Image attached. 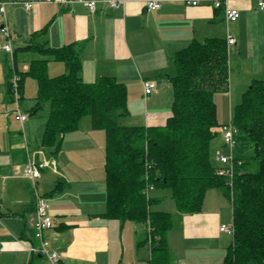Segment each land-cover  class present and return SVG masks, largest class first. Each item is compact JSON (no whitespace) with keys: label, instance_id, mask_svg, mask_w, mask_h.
I'll return each mask as SVG.
<instances>
[{"label":"crops","instance_id":"1","mask_svg":"<svg viewBox=\"0 0 264 264\" xmlns=\"http://www.w3.org/2000/svg\"><path fill=\"white\" fill-rule=\"evenodd\" d=\"M98 1L94 13H89L81 3L45 2L35 4L28 11L20 3H8L4 19L0 17V26L5 22L8 27L13 50L43 41L51 48L81 44L83 82L91 83L106 76L125 85L129 113L123 123L127 126H156L165 122L172 102L170 78L175 74L172 58L192 40L210 37L235 40L228 53L229 70L231 64L234 69L228 77L227 92L234 75L242 76L243 86H248L253 79L264 80V11L258 9L257 0H229L228 6L238 10L239 18L228 24L224 21L223 8L214 9L209 4L192 7L160 0L161 7L152 11L144 7L146 0H124L125 5L118 8L108 7L107 0ZM43 28H46L45 36L33 41L32 35ZM3 42L0 35V43ZM0 52L3 58H9L10 55ZM17 58L27 62L28 55L19 52ZM27 67L21 70L26 71ZM8 72L13 70H7L5 77L0 73V81L4 78L0 84L4 100ZM63 72L62 63L48 62L50 77ZM143 81L156 83L154 92L145 97ZM24 114L28 115V111ZM28 120L29 115L18 133L25 132L30 138L33 128ZM40 131L34 132V142L27 146L32 153L42 150L51 162L49 169L41 170L38 190L48 199L53 223L45 237L59 254L61 264H112L117 260L118 248H121V263L125 247L127 263L148 261L149 251L137 245L142 227L133 224L131 234L129 229L124 231V222L100 216L105 212L106 191L103 132L91 130L90 121L83 119L81 128L64 135L60 149L53 153L41 147L43 131ZM24 148L22 144L11 143L7 148L0 145V264L31 261L27 244L32 235L34 204L29 185L20 176L26 160ZM58 184L59 191L52 194ZM215 190L221 199L210 197L208 201L205 196L197 214H177L175 205L167 210L172 216V229L167 234L171 264H222L232 237L218 231L221 224L227 223L228 217L223 211L228 205L222 192ZM213 200L215 205H211ZM32 264L45 262L37 256Z\"/></svg>","mask_w":264,"mask_h":264},{"label":"trees","instance_id":"2","mask_svg":"<svg viewBox=\"0 0 264 264\" xmlns=\"http://www.w3.org/2000/svg\"><path fill=\"white\" fill-rule=\"evenodd\" d=\"M45 33L46 28L41 29L32 40ZM80 51L79 43L51 48L46 41L13 50L5 101H14L13 74L19 78V105L24 80H35L36 96L28 115L49 104L40 145L53 153L60 149L61 138L79 130L86 117L91 130L103 132L106 191L100 216L142 227L137 245L148 246V264H171L167 234L172 216L152 208L159 199L150 197V191L169 190L177 214L193 215L201 211L206 192L218 189L231 206L234 229L222 264H264V80H251L234 106L228 121L235 129L234 144L228 149L219 132L228 122H218L213 101L215 94L228 90L226 39L192 40L174 54L170 115L156 126L125 125L129 113L125 85L106 76L83 82ZM19 52L38 56L27 60L26 71L17 68ZM50 61L62 63L64 72L50 77ZM218 136L220 148L230 153L229 165L212 161V143ZM228 181L231 191L225 186ZM37 256H30L28 264Z\"/></svg>","mask_w":264,"mask_h":264},{"label":"built area","instance_id":"3","mask_svg":"<svg viewBox=\"0 0 264 264\" xmlns=\"http://www.w3.org/2000/svg\"><path fill=\"white\" fill-rule=\"evenodd\" d=\"M165 1H175L181 2L186 6H199L209 4L214 9L223 8V16L226 24L233 23L239 18V12L237 9L228 6L229 0H165ZM54 2L61 5H67L70 3H81L83 4L89 13H94L97 9L98 0H36L34 2H19L17 0H0V17L4 19L5 5L8 3L12 4H22L23 8L28 11L31 10L35 4ZM108 7L118 8L119 6H124L126 1H105ZM144 7L147 10H157L161 7L160 0H146L143 2ZM258 9L264 11V0H257ZM0 35L4 39L3 43H0V50L8 55H12L13 49L11 46V34L6 26L5 22L0 26ZM235 40L233 38L226 39L227 50L229 53V47L234 44ZM18 76L13 74L10 79V86L12 90V96L14 103L17 106V110L14 111V120L23 125L27 116L23 114L19 108V92H18ZM156 83L154 81H143L142 82V92L144 97L150 95L154 92ZM222 143L230 149L233 144V136L235 129L231 122L222 125L219 129ZM26 160L24 166L21 170V178L27 181L32 187V199L34 204L33 212V223H32V241L27 244V251L30 256L38 255L42 257L45 264H60L59 254L51 248L50 242L46 239L45 233L50 230L53 226L52 217L50 214V206L48 199L41 195L37 189V181L40 178L41 170L48 169L51 167V162L45 158V154L42 150L37 152H30L25 144ZM40 156V158H39ZM231 160L230 153L222 154L218 151L215 154V161L220 166L229 165ZM221 174V173H220ZM226 188L229 191L232 190V182H226ZM220 233L226 234L228 236H233L234 229L232 222L230 224H221L218 227Z\"/></svg>","mask_w":264,"mask_h":264},{"label":"rangeland","instance_id":"4","mask_svg":"<svg viewBox=\"0 0 264 264\" xmlns=\"http://www.w3.org/2000/svg\"><path fill=\"white\" fill-rule=\"evenodd\" d=\"M1 55V52H0ZM32 58H36L35 55L32 54H28V60L32 59ZM25 60V59H23ZM27 61V60H26ZM27 62L22 61V58L18 59V64H17V68L19 71H22L21 69L24 66H28V65H24ZM246 68V67H245ZM28 69V67H27ZM230 69V67H229ZM233 64H231V70L233 71ZM7 70H13V65H12V55L9 56V58L5 59L2 57V55L0 56V73L2 74L3 77H5V73ZM229 70V74L230 71ZM54 76V75H53ZM58 76V75H56ZM1 77V81L0 84L3 83L4 78ZM244 85V81L242 80V76L239 78L238 76H233L232 77V85L230 86V90L228 92H222V93H217L214 95L213 97V101L214 104L216 106V113H217V120L220 123H226L229 121V118L231 116V112L234 108V106L236 104H238L240 102V96L241 94L245 91V89L247 88V85ZM23 95H24V99H23V103H21V105L19 106L20 110L23 112H26L30 109L32 103H33V99L36 96V82L33 78L27 77L24 82H23ZM232 89V91H231ZM231 93V96H230ZM17 110V106L16 104L12 101H5L2 96L0 95V145L4 146L5 148L8 147L9 144L14 143L16 146L19 145H24L25 143L28 144L31 141L34 142L33 137H36L34 132H42L44 129H42L41 124L43 123L44 119L47 118L48 115V111H49V104L45 103L44 106L42 107V109L37 112L35 115H31L29 116V120H28V124L31 126V128H33L31 135L32 137L29 138V135L25 132L24 135L23 133H21L22 135H19L18 132L22 131L21 129V125L20 123H18L17 121L14 120V111ZM85 120H89V117L84 118ZM126 121V119L124 120V122ZM25 124V123H24ZM23 126V125H22ZM23 131H24V127H23ZM13 134V135H10ZM38 134V133H36ZM10 135V136H9ZM9 136V137H8ZM8 138L10 139V142H8ZM219 141H220V137L218 136L214 141H213V147H212V161L214 163L215 162V152H219L222 154H226L225 149H221L220 145H219ZM35 145V143H34ZM37 145H35L36 147ZM215 153V154H214ZM1 159V158H0ZM47 159V158H46ZM49 160V159H47ZM49 169V168H48ZM39 181V179H38ZM38 181H37V189L38 187ZM28 183V182H27ZM29 185V189H30V194H32V187L31 185L28 183ZM39 191V190H38ZM205 196L208 198V201H211L210 197H221L220 193L215 190V189H210L206 192ZM151 197H155L156 199H160L161 201L159 202L160 204V208H158L159 204L153 206V209H161V210H165L167 212V210L169 208H171L170 206H174V202L171 198V193L169 190L167 189H155V191H153L151 193ZM214 198V199H215ZM221 199V198H220ZM226 201V200H224ZM222 201V202H224ZM228 207L224 208V215H226L228 217L227 223L226 224H230L231 223V207L230 205L225 202ZM211 205H215L214 200L211 202ZM133 223L131 222H124V231H126L127 229H129L130 233L132 234L134 231V228L132 227ZM125 233V232H124ZM113 237L115 239V243L117 242V233L116 231L113 232ZM126 251H124V259L123 261L120 263L119 259H120V255H121V248H118V257L117 260H115V262H113L112 264H148L147 261H139L137 260L136 262H130L127 263L128 261V255H126L128 249L127 247H125ZM143 248L145 249V251L147 252V250L149 251V248L147 245H144ZM120 252V253H119Z\"/></svg>","mask_w":264,"mask_h":264}]
</instances>
